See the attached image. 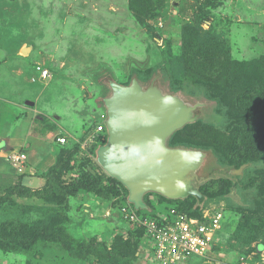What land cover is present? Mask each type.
<instances>
[{
    "label": "rangeland",
    "instance_id": "374dc122",
    "mask_svg": "<svg viewBox=\"0 0 264 264\" xmlns=\"http://www.w3.org/2000/svg\"><path fill=\"white\" fill-rule=\"evenodd\" d=\"M263 74L264 0H0V264H101L74 259L53 237L75 252L105 243L117 264H152L112 197L91 187L105 173L98 160L76 147L107 123L115 89L135 84L181 103L188 120L166 145L199 156L190 195L149 192L152 208L138 213L164 217L185 200L197 214L222 210L209 253L178 264H264V125L232 128L236 112L260 121L253 89ZM235 152L239 168L220 163ZM17 154L27 156L24 175Z\"/></svg>",
    "mask_w": 264,
    "mask_h": 264
},
{
    "label": "water",
    "instance_id": "95a60500",
    "mask_svg": "<svg viewBox=\"0 0 264 264\" xmlns=\"http://www.w3.org/2000/svg\"><path fill=\"white\" fill-rule=\"evenodd\" d=\"M109 138L97 154L105 173L129 191L136 209H147L144 196L159 193L169 199L191 194L192 165L199 156L170 149L166 140L182 128L188 115L175 98L142 95L140 87H117L107 101Z\"/></svg>",
    "mask_w": 264,
    "mask_h": 264
},
{
    "label": "built area",
    "instance_id": "2783aa9c",
    "mask_svg": "<svg viewBox=\"0 0 264 264\" xmlns=\"http://www.w3.org/2000/svg\"><path fill=\"white\" fill-rule=\"evenodd\" d=\"M37 72L41 80L50 77L49 71L40 66ZM107 133L106 122L97 126L83 142L82 150L89 151L95 148L98 154L99 149L108 142L105 136ZM59 143L65 145L67 138L62 137ZM11 161L19 172H23L25 155H13ZM121 214L130 226L144 230V241L152 248L149 252L152 264H178L186 262L192 256L205 257L211 250L217 233L222 229L224 219L222 210L204 213L203 220H200L178 212L175 207H172L164 217L158 215L156 218H148L139 215L130 204L122 208ZM238 264L250 263L243 259Z\"/></svg>",
    "mask_w": 264,
    "mask_h": 264
},
{
    "label": "trees",
    "instance_id": "16d2710c",
    "mask_svg": "<svg viewBox=\"0 0 264 264\" xmlns=\"http://www.w3.org/2000/svg\"><path fill=\"white\" fill-rule=\"evenodd\" d=\"M260 78H262V79H260ZM259 79L260 80L257 81L259 83L258 88L253 89V90L258 93L257 95H260L261 101L257 105V117L260 119V121L258 122L257 120H254L252 116H250V115L247 116L246 113H238L237 114V112H236V113H234V115L232 117V120H234V123L232 124V128L234 129L235 132H237L241 126H242L241 128H243V129H249L250 130V129L259 127L260 123H261L260 128H262V126L264 125V74L261 77H259ZM232 91H233V88H232ZM252 115H253V112H252ZM227 117L229 118V116H227ZM256 134H258L257 130H256ZM182 136L183 135L181 134V132H178V134H176L175 138H180ZM189 143L192 145L196 144V143H194V141H191V142L188 141V144ZM81 146H82V143L76 146L79 150L78 153H81V151H82ZM170 147L176 148V147H181V146L172 140V141H170ZM86 152L88 153V155L91 154L93 159H96L98 157L97 151L95 148H93L92 150L86 151ZM232 156L233 157L231 158V160L228 163H224V162H222L223 158L220 155V158H219L220 163L223 166L239 168L245 162L244 159H241V158H243L242 157L243 155H240L237 152H235ZM253 159L249 157L246 161L250 162ZM93 182H96L94 184H91L92 185L91 187L93 188V190L99 189V190H101L100 195L106 196L107 198L112 197L111 201H113V205L115 207H118L120 209L119 210L120 213H121L122 208L126 207L129 204V200H128L129 199V191L127 190V188L123 184H121L116 179L111 178L104 173L102 178L96 179ZM74 194H75V192H74ZM147 196L148 195H146L144 197V203L147 206V209H149V208L151 209L152 207L150 205V202L147 200ZM158 199H159L158 201H160L164 198H158ZM130 204L132 205L133 209H135L137 211V213L140 210H142V209L137 210L132 203H130ZM189 206H190L189 201L185 200L183 202L178 203V205H176L174 207L176 208V210L178 212L183 213V214L187 215L188 217L203 220L202 219L203 213L199 212V214H197L195 211L191 210L189 208ZM155 215H154V218L157 217ZM128 226H130V225L128 224ZM138 229L139 228H136V227L134 229L132 228V230H130V232H133L138 238L141 239V241H143L144 235H145L144 230L143 229L138 230ZM39 235L40 234H37L35 236V238H38ZM118 236H120V235H118ZM120 237H122V236H120ZM120 237L117 240L115 238V241L121 242L122 240ZM49 241L51 244L53 243V244L62 245V248L64 250H66L69 253V255L76 260L86 261L89 256L95 257L96 259H98V261L101 264H117L120 260V256L118 254H116V252L109 250L105 243H100V242L96 241L95 239H92V241H90L87 245L82 246L80 248L79 252L73 251L71 247H68L66 245V243L65 244L62 243L64 241L60 238H55V237L49 238ZM2 246H4V245L0 243V247H2Z\"/></svg>",
    "mask_w": 264,
    "mask_h": 264
},
{
    "label": "crops",
    "instance_id": "0c3cea01",
    "mask_svg": "<svg viewBox=\"0 0 264 264\" xmlns=\"http://www.w3.org/2000/svg\"><path fill=\"white\" fill-rule=\"evenodd\" d=\"M37 74H38V72H37ZM38 75H39V74H38ZM39 78H40V77H39ZM25 131H26V130H25ZM25 131H24V132H25ZM24 132H23V134H22V132H20V131H18L17 133H18V135L22 134V135H20V137H23V136H25V135H24ZM4 145H5L4 143H1V144H0V150H1L2 148H4ZM20 147H21V146H20ZM39 147H40V146H38V148H39ZM43 152L52 155L50 149H46V148H45V149L43 150ZM1 156H3V155L0 154V164H2L1 161H6V160H4L3 157H1ZM26 157H27V156H26ZM49 157H51V156H49ZM49 157H48V159H49ZM27 161H28V160H27ZM38 161H39V160H38ZM26 163H27V162H26ZM36 167H38V166H36ZM36 167H34V170L36 169ZM38 168H39V167H38ZM29 169L33 170L32 167H30ZM29 169H28V170H29ZM24 173H26V170H25V172H22V175H24ZM30 173H33V172H30ZM12 176L14 177V179H17V178H19L21 175H20V174L18 175V173H17L16 171H14ZM25 176H26L25 178H24V176H22V177L24 178V181H25L28 185H31L32 183H35V184H36V185H35L36 187L40 185V181H38L36 178H33V177H32V178H27V174H26ZM31 176H32V174H31Z\"/></svg>",
    "mask_w": 264,
    "mask_h": 264
},
{
    "label": "bare ground",
    "instance_id": "6f19581e",
    "mask_svg": "<svg viewBox=\"0 0 264 264\" xmlns=\"http://www.w3.org/2000/svg\"><path fill=\"white\" fill-rule=\"evenodd\" d=\"M28 49V48H27ZM26 48L23 50V53L26 55L28 53L29 50H27Z\"/></svg>",
    "mask_w": 264,
    "mask_h": 264
}]
</instances>
